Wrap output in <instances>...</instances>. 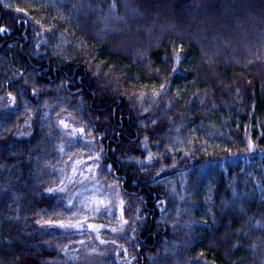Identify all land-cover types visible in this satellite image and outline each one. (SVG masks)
Wrapping results in <instances>:
<instances>
[{"label": "trees", "instance_id": "obj_1", "mask_svg": "<svg viewBox=\"0 0 264 264\" xmlns=\"http://www.w3.org/2000/svg\"><path fill=\"white\" fill-rule=\"evenodd\" d=\"M94 153L106 264H264V0H0V264H80L58 188Z\"/></svg>", "mask_w": 264, "mask_h": 264}, {"label": "rangeland", "instance_id": "obj_2", "mask_svg": "<svg viewBox=\"0 0 264 264\" xmlns=\"http://www.w3.org/2000/svg\"><path fill=\"white\" fill-rule=\"evenodd\" d=\"M66 142L76 135L78 127L70 118L60 124ZM97 154L86 159L69 160L64 179L58 188L71 204L79 197L84 216L60 225L64 230L80 236L73 243V256L80 264H106V259L115 257L123 249L120 239L126 234L127 221L123 215V198L115 185H101Z\"/></svg>", "mask_w": 264, "mask_h": 264}]
</instances>
